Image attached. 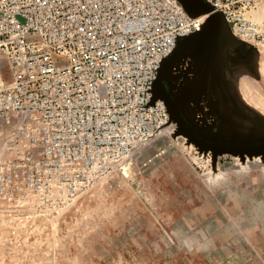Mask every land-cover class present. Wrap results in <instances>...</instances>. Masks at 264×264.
Instances as JSON below:
<instances>
[{"label": "rangeland", "instance_id": "1", "mask_svg": "<svg viewBox=\"0 0 264 264\" xmlns=\"http://www.w3.org/2000/svg\"><path fill=\"white\" fill-rule=\"evenodd\" d=\"M223 32L189 43L165 82L196 140L169 110L157 135L92 161L7 148L25 137L3 129L0 264H264V46Z\"/></svg>", "mask_w": 264, "mask_h": 264}, {"label": "built area", "instance_id": "2", "mask_svg": "<svg viewBox=\"0 0 264 264\" xmlns=\"http://www.w3.org/2000/svg\"><path fill=\"white\" fill-rule=\"evenodd\" d=\"M206 1L237 39L264 46V0ZM200 30L182 0H0V133L25 137L7 148H86L92 161L157 135L162 64Z\"/></svg>", "mask_w": 264, "mask_h": 264}, {"label": "water", "instance_id": "3", "mask_svg": "<svg viewBox=\"0 0 264 264\" xmlns=\"http://www.w3.org/2000/svg\"><path fill=\"white\" fill-rule=\"evenodd\" d=\"M183 4L185 5L186 9L192 14V15H198V10L197 9H202L204 8L206 11H211L213 14V19H214V24L211 28L210 33L208 34V36H210V38H214L213 41H208L206 42L207 44V50L209 51L208 47L216 48V42L219 40V38L221 37V35L224 34L223 29H224V25H227L223 19V16L219 13V12H213L214 8L213 6L208 3L206 0H182ZM224 24V25H223ZM202 37H204V35H202V32H197L185 39H183L181 42H179L178 46L176 47L175 51L165 60L164 64H162V68L159 72L158 78L156 80L155 83V90L154 93L156 95V97L162 98L166 105L168 110L170 111L171 115L174 117L175 122H177L179 124V126H181L182 130L184 132H186L189 136L193 137V135L191 134V132L187 129L184 119L182 117L181 111L178 107L177 101L175 98L172 97V94L170 92H168V90L166 89L165 86V82H169V75L171 73V65L173 66L172 63H174V61L183 54V50H184V46H185V42L190 38H194V39H201ZM209 38H203L202 40H208ZM183 51V52H182ZM213 53V52H212ZM173 68V67H172ZM194 138V137H193ZM195 139V138H194ZM196 140V139H195Z\"/></svg>", "mask_w": 264, "mask_h": 264}, {"label": "bare ground", "instance_id": "4", "mask_svg": "<svg viewBox=\"0 0 264 264\" xmlns=\"http://www.w3.org/2000/svg\"><path fill=\"white\" fill-rule=\"evenodd\" d=\"M210 12H211V11H210ZM213 12H216V11H213ZM211 13H212V12H211ZM199 18H200V17H199ZM207 25H208V23H207L206 21L203 22V20H202V18H201V30H200V31H202V29H204V26H207ZM200 31H199V32H200ZM208 34H209V33H205V34H202V35H204V37L206 38V37H208ZM204 37H202L201 39H198V40H202ZM209 37H210V36H209ZM209 37H208V38H209ZM195 40H197V39H194V38L190 39V38H189V39L185 42L186 44H185L184 47L186 48L187 45H188L189 43H191L192 41H195ZM168 57H169V56H168ZM168 57H167V58H168ZM167 58H166V59H167ZM166 59H165V60H166ZM165 60H164V62H165ZM164 62H163V64H164ZM162 66H163V65H162ZM126 170H127V169H126ZM122 172H125V171H122ZM125 173H127V172H125ZM125 175H126V174H125Z\"/></svg>", "mask_w": 264, "mask_h": 264}, {"label": "crops", "instance_id": "5", "mask_svg": "<svg viewBox=\"0 0 264 264\" xmlns=\"http://www.w3.org/2000/svg\"><path fill=\"white\" fill-rule=\"evenodd\" d=\"M175 65H176V64H175ZM172 71H174V69H173V68H171V72H172Z\"/></svg>", "mask_w": 264, "mask_h": 264}]
</instances>
